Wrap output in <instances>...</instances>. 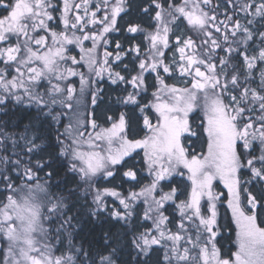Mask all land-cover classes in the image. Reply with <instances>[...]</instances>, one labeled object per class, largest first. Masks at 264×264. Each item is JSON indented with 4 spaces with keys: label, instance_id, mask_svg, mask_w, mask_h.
<instances>
[{
    "label": "snow or ice",
    "instance_id": "6c2138e0",
    "mask_svg": "<svg viewBox=\"0 0 264 264\" xmlns=\"http://www.w3.org/2000/svg\"><path fill=\"white\" fill-rule=\"evenodd\" d=\"M225 4L221 13L214 0H148L141 11L155 20L152 31L133 20L123 25L127 33L144 34L147 44L122 49L117 42L114 54L106 37L119 30L117 19L129 14L131 0H0L6 13L0 16V264H264V0ZM184 21L186 30L174 31ZM85 41L92 46L85 48ZM73 44L83 53L80 60L66 55ZM128 52L134 53L135 75L112 67ZM69 61H85L98 79L106 74L112 84L131 85L133 91L117 102L155 113L143 115L140 138L124 112L115 119L105 113L108 127L91 118L59 130L66 113L56 109H72L77 91L69 78L79 76L81 92L96 83L65 66ZM149 73L158 87L146 83ZM179 78L183 87L168 82ZM150 86L156 87L152 100L141 105L138 98ZM102 91L95 89L92 105ZM14 105L35 107V115L10 126L2 116ZM49 122L55 123L54 138L41 131ZM193 137L205 151H190ZM138 149L149 184L128 195L96 186ZM60 158L66 159L65 188L53 191ZM184 170L190 191L180 199L176 187L165 192L162 182ZM124 175L135 180L137 173ZM217 181L226 195L214 189ZM221 197L235 221V251L218 247L225 227L217 207ZM169 203L178 220L166 215ZM112 220L120 231L103 230L98 244L81 237L86 222ZM121 233L135 251L127 261L121 259Z\"/></svg>",
    "mask_w": 264,
    "mask_h": 264
},
{
    "label": "trees",
    "instance_id": "16d2710c",
    "mask_svg": "<svg viewBox=\"0 0 264 264\" xmlns=\"http://www.w3.org/2000/svg\"><path fill=\"white\" fill-rule=\"evenodd\" d=\"M137 3L138 5L134 6L135 11H139L141 9L140 5L142 4V2L141 3L137 2ZM149 11L151 12V10ZM134 15L137 17L139 16L142 19H148L147 18L148 15L144 14L141 10L137 13H134ZM151 19L152 18L150 17L149 20ZM145 29L151 31L152 25L148 24L147 27H145ZM184 29L186 30L185 26L184 28L180 26L179 29H176L174 27V31L183 32L185 31ZM138 34H141V33H138ZM139 44H142L144 48L145 46L144 44H146L145 39H144V34L143 35L141 34L136 38L134 37L128 38L124 44H121V46L123 49L124 48L127 49V48H131L133 45H139ZM153 79H154L153 76H150V75L148 76V80L150 82H153V85H154L156 81ZM152 88L154 87L150 86L149 89H152ZM35 112L36 111L33 109L18 108L16 106H13L8 112V114L3 115L2 118L5 121H8L10 126L17 125V124L22 125V124H26L28 120L32 116L35 115ZM117 112H112V113H117ZM124 113H126L127 116L130 117L134 130L137 133H139L137 138H140V136L143 134L140 132V129L143 128V126H141V120H140L141 116H139L138 107L133 106V107L125 108ZM95 117L96 116L94 115V118ZM104 121L105 119L102 118V122ZM102 122L100 121V123ZM49 124H51L52 126L49 127ZM63 125L64 123L63 124L61 123L60 129H59L60 131ZM41 131L44 132L45 135H49L52 138H54L55 135L57 134L56 129H55V124H52L51 122L44 124ZM194 138L195 137H193L192 139L194 140ZM198 143L201 144L202 140L197 138L196 145ZM196 145H195L194 150L198 152L200 150V147L198 148ZM54 167L57 169L58 174L55 175V179L51 181L50 183H52L53 185H56V184L59 185L58 188L54 187L53 191H62L65 188V179H66L65 177V171H66L65 158H60L56 160L54 163ZM143 169H145V163H144L142 153H139V152L133 153L131 156L126 158L124 162H122V164L116 166L115 175L113 177L105 178L102 176L96 181V186L100 188L106 187L110 189H115L117 192H120L123 195H128L129 192H132V191L136 192L145 183V181L148 180L146 173H142ZM47 170H51V169H47ZM128 170H132L137 173L136 181H132L129 177L124 175V172ZM39 176L41 178L40 180L47 179L43 171L39 173ZM138 178L140 179L138 180ZM162 185L164 186L165 192L169 190L168 185H171L172 187H176L178 189L177 195L180 199L185 198V196L181 195V192L185 190L190 191V184L187 182L185 178L175 177L171 181L165 182ZM67 186L75 187V184L70 182L68 183ZM216 191L223 192L226 195V192L220 186L217 187ZM3 198H4V194L0 192V200H2ZM88 200L90 202L91 197H88ZM221 200L224 201V197H222ZM107 201L110 206H115L117 208L121 207L119 205V202L115 201L114 198L109 197L107 198ZM226 203L227 202L224 201L223 203L217 205L218 211L220 213V222L225 225V227L221 229V235L218 236L217 238L218 247H221L222 252H227L229 250L235 251V243H234L235 242V227H234L231 215H230L229 208ZM141 207L142 205L138 204V209ZM166 208H167L166 215H169L170 218L175 217L177 220L179 219V212L175 210L174 204H169L166 206ZM257 212H259V209H257ZM141 215H142V212H141ZM147 223H150V222H147ZM109 228L112 232L120 231V225L117 224L114 220H112L110 223H103V224H96V225L86 222L83 225V231L81 233V237L85 239L93 240V242L98 244L101 240L103 230L109 229ZM141 230H143V228H141ZM121 235L123 237V233H121ZM123 239L125 241V246L121 249V259L124 261H127L131 258L129 254L131 253V255L134 256L135 251L134 249H132L131 247L127 245L128 238L123 237Z\"/></svg>",
    "mask_w": 264,
    "mask_h": 264
},
{
    "label": "flooded vegetation",
    "instance_id": "af4514ba",
    "mask_svg": "<svg viewBox=\"0 0 264 264\" xmlns=\"http://www.w3.org/2000/svg\"><path fill=\"white\" fill-rule=\"evenodd\" d=\"M54 2H55V0H54ZM95 2H98V0H95ZM137 2H139V3L142 2V4L140 5V8L142 6L143 7H148V0H131V7L128 10L129 11V14L122 13L121 14V17L117 19V28L119 30L107 34L106 39L108 40V44H107V50L108 51H111V52L114 53V50L116 49L115 48V44L117 42L120 43V44H124L128 38H130V37L136 38V37H138L139 35L142 34V33L141 34H138V33H136V34L127 33L126 30H125V28L123 27V25L125 24V22L127 20H133L135 22H138L144 28L147 27L148 24H151L152 26L155 24V20L154 19L149 20V18H150L149 16H147L148 19H142L141 17H139V16L137 17V16L134 15V13H137V12H139L141 10L140 9L139 11H135V7L134 6H137L138 5ZM177 2H179V0H177ZM214 3H219V5H220L219 11L221 13H223V11H224V9L226 7L225 0H214ZM149 10H151V8H149ZM4 14H6V13L4 12L3 7H0V16H3ZM228 14L229 15H232L231 8L228 9ZM55 15L59 16V13H55ZM219 18L220 19H224L223 15H220ZM177 23H179V21ZM186 23L187 22L184 21V24L181 25L182 28H184V26L186 25ZM55 24H56L55 30L60 31V30L63 29V25H62V23H60L59 20H57L55 22ZM89 28H92V26L89 25ZM99 28H100V26L97 25L96 28L93 29V30H98ZM151 31H152V29H151ZM77 35H80V33L77 32ZM144 39H145V42L147 44V39H146L145 36H144ZM88 43L90 44L91 42L90 41H85L84 42V46H86ZM146 44H144V45H146ZM101 45H102V50L104 51L103 42H101ZM139 45L143 49L142 44H139ZM67 48H68V51L66 53L67 55H69V56H75L77 59H79L81 57L80 51L78 50L77 45L73 44L71 46H67ZM102 54H103V52H102ZM102 54L100 55V58H102ZM126 56L127 57L134 56V53L133 54H127ZM81 65L82 64L79 63V64L76 65V67H80ZM0 67H2V66L0 65ZM137 70H138V68H137ZM78 71L81 72V69H79ZM130 73H131V75H135L136 74L135 71H133V70ZM84 76L88 80H90V78L95 77V76H92L91 77L90 74H89V76H86L84 74ZM146 76H147V74H146ZM77 80H79L77 78V76H74L72 78L71 82L74 83L75 87L78 88V86H80V81H79V83H75V82H77ZM95 80H96V83L93 84L92 90H90L91 98H92L93 93L95 92V89L101 88V87H99V83H103V85H104L105 88H103V91L99 93L98 98H97L96 105H92V103H90L89 108L87 109V115H88V117L94 118V115H95L96 116L95 118H97L98 121L102 120V118H100V117L97 116V112L99 110H103L104 115H105V113H107V115H110L111 114L110 113L111 111L115 112L113 108L108 107V105H111V104H114L113 107L116 108L118 110V112H120V110H121V112H124V109H122L121 107H119L120 104L117 102V100H115L117 97H123V96H125V91L124 90L123 91L121 90L120 85H118V86H116V84H114L115 86L112 85L110 83V81H109V79H108V77H107L106 74H105V76H104L103 79H98V78L95 77ZM42 83H46V82H42ZM84 92L85 91L82 92V95L84 94ZM138 99H140L141 105L143 103L149 102V100H150V99H148L146 93H143L142 96L139 97ZM115 102H117V103H115ZM14 106H16L18 108H25V106H23V105H14ZM133 106L135 107V105H128V107H133ZM30 109H33V110L36 111L35 107L30 108ZM138 110H139V108H138ZM56 111H58V112L60 111V107L59 106L57 107ZM118 112H117V114H118ZM145 112H146L147 115H149V117H150V115H152V111L148 112L147 110H145ZM104 115H103V118H104ZM139 116H141V115H139ZM62 118H61L62 119L61 120V123H65L66 124V121L65 120H67V119L65 118V116H63ZM51 123L52 124H55L54 122H51Z\"/></svg>",
    "mask_w": 264,
    "mask_h": 264
},
{
    "label": "rangeland",
    "instance_id": "374dc122",
    "mask_svg": "<svg viewBox=\"0 0 264 264\" xmlns=\"http://www.w3.org/2000/svg\"><path fill=\"white\" fill-rule=\"evenodd\" d=\"M245 21H244V19H243V15L241 14V23H244ZM91 42V41H90ZM68 46H71V45H68ZM92 46V42L89 44H87L86 46H84L85 48H90ZM78 47V46H77ZM123 49V48H122ZM125 49V48H124ZM78 50L80 51V48L78 47ZM117 51H120V50H118V49H115L114 50V53L115 52H117ZM102 52H103V50H102V46L97 50V53H98V58L99 59H102V58H100V55L102 54ZM128 54H133L132 52H128ZM67 55V54H66ZM80 55L82 56L83 55V53H81V51H80ZM166 55H170V53H166ZM80 57V56H79ZM77 60H80V58L79 59H77ZM110 61H111V59H110ZM82 65L80 66V67H76V65H72L71 64V62L69 61V62H67V64L65 65V66H69V67H74V68H76L77 70H79V69H81V72H83L86 76H89V69H88V65H87V63L85 62V61H81L80 62ZM127 65V69L125 70V69H123V65ZM2 67H3V64H0ZM112 67L116 70V71H121V74L122 75H127L129 72H131L132 71V68L133 69H135V73H136V71H138L137 70V65H136V63H135V61H134V56H129V57H127V56H124V58H123V61H118V62H114V63H112ZM153 76V80H155V73H149V74H147V76H146V83H148L149 85H153V82H150L149 80H148V76ZM91 77L92 76H94V75H90ZM72 78L73 77H70L69 78V82L75 87V85H74V83H72L71 82V80H72ZM77 78L79 79V80H77V82H75V83H79V81H80V78H79V76H77ZM183 78H179L178 80H169L168 82L169 83H176V85L178 86V87H183L184 85L182 84V83H180L179 82V80H182ZM92 80H95V77H93V78H90V80L89 81H92ZM110 81V80H109ZM111 83V82H110ZM112 84V83H111ZM154 84H156V86L158 87V84H157V82H155ZM103 85V83H99V87H101L102 89L103 88H105L104 87V85ZM112 85H114V84H112ZM118 85H120V88H121V90L123 91H125V96H126V94H127V92H131V91H133V89H132V87H131V85L130 84H121V83H118V84H116V86H118ZM115 86V85H114ZM190 86V85H189ZM92 87H93V84H91V85H85L84 86V94L82 95V92L80 91V89H81V84H80V86H78V88L77 87H75L76 89H77V91H76V94H75V96H74V98H73V101H72V104H73V107H72V109H61L60 108V111H63L64 113H66V115H65V118L67 119V120H65L66 121V124L64 123V125H67L69 122H72V123H75L76 122V120H81V121H83V120H87V119H91L90 117H88V115H87V109L89 108V105H90V103H91V95H90V90H92ZM42 90V89H41ZM156 90V87H154V88H152V89H149V91L146 93L147 94V96H148V99H150L149 100V102H151V100H152V96H151V93L152 92H154ZM115 100H117V98L115 99ZM115 103H117V102H115ZM113 105L114 104H111V105H108V107H111V108H113ZM119 107H121L122 109H124V108H128V105H122V104H120V106ZM148 112H150L149 110H147ZM120 112H121V110H120ZM120 112H118V114L120 113ZM138 112H139V115H141L142 117H143V115H145L146 114V112L145 113H141L139 110H138ZM111 114H110V116H112L114 119L118 116V114L117 115H114L113 113H112V111L110 112ZM103 111L102 110H99L98 112H97V116L98 117H100V118H103ZM193 115H196L195 113L193 114ZM154 116H155V113L154 112H152V115H150V118H154ZM142 117L140 118V120H141V126H143V123H142ZM200 117L202 118V113H200ZM63 119V118H62ZM61 119V120H62ZM98 123H99V121H98ZM63 124V123H62ZM99 124H101L102 126H104V127H108V126H110V123H99ZM63 125V126H64ZM64 130V128L62 127V129H61V132ZM89 131H91V129L89 128ZM143 135V134H142ZM196 138V137H195ZM194 138V140L191 138L190 140H189V144L191 145V147H190V151H192L194 148H195V145H196V140H197V138L195 139ZM194 145V146H193ZM198 148L200 147V150L197 152V153H199V152H203V151H205L206 150V146H204L203 145V142L201 143V144H197L196 145ZM136 152H139V153H142V156H143V150H141V149H138V150H136ZM136 152H133V153H136ZM132 153V154H133ZM126 158H128V157H126ZM125 158V159H126ZM143 159H144V156H143ZM66 160V159H65ZM145 163V162H144ZM185 171V175L184 176H176V175H174L172 178H171V180L173 179V178H175V177H180V178H185L186 180H187V182L190 184V181H188V179H187V172H186V170H184ZM142 173H146V176H147V178H148V180H146L145 181V183L136 191V192H139L140 190H141V188L142 187H144L145 185H147V184H149L150 182H151V180H152V176H150L149 174H148V172H147V170H146V164H145V169H143L142 170ZM102 177V176H101ZM101 177H99V178H101ZM98 178V179H99ZM97 179V180H98ZM137 179V178H136ZM136 179L135 180H132V181H136ZM140 178H138V180H139ZM137 180V181H138ZM171 180H166V181H163L162 182V184L163 183H165V182H169V181H171ZM43 181L44 180H40V182L41 183H43ZM218 186H220L225 192H226V194H227V189H225L224 188V186H223V184L222 183H220L219 181H217L215 184H214V189L216 190L217 189V187ZM107 198H109V197H106V200H107ZM111 198H114V200L115 201H117V202H119L118 200H116L115 199V197H111ZM222 198V197H221ZM169 204H171V203H169ZM169 204H167V205H169ZM227 204V203H226ZM166 205V206H167ZM229 211H230V215H231V218H232V214H231V209H229ZM232 221H233V224H234V227H235V229H236V225H235V221L232 219Z\"/></svg>",
    "mask_w": 264,
    "mask_h": 264
}]
</instances>
